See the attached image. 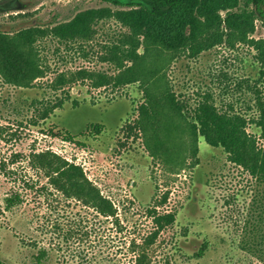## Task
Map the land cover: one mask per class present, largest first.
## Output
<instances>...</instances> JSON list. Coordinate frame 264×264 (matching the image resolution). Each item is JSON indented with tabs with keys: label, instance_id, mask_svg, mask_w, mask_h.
Instances as JSON below:
<instances>
[{
	"label": "rangeland",
	"instance_id": "obj_1",
	"mask_svg": "<svg viewBox=\"0 0 264 264\" xmlns=\"http://www.w3.org/2000/svg\"><path fill=\"white\" fill-rule=\"evenodd\" d=\"M0 3L2 28L9 32L31 26L52 29L90 9L118 8L103 0ZM241 8L252 6L241 1ZM255 23L251 37H264V22ZM127 32L113 17L94 22L87 36L49 31L38 41L46 76L29 88L0 81V259L31 264L37 241L49 249V264H135L143 250L150 264H264L241 246L246 217L251 213L258 217L257 201H264V181L235 163L225 147L208 143L202 135L198 157L187 158L191 166L168 171L161 156L145 147L141 131L136 135L137 128H132L144 102L140 84L95 86L97 77H79L84 70L95 76L118 73L107 57ZM168 73L186 113L192 116L199 103L207 101L220 112L244 116L247 131L264 145L263 129L256 122L261 117L259 101L264 102V77L252 46L222 44L196 55L184 52ZM59 74L66 79L64 85ZM57 102H63L62 107L41 124L40 112ZM52 124L72 132L74 141L50 133ZM92 124L103 127L83 135ZM131 129L134 133L129 135ZM35 150H50L81 165L113 201L117 215H99L51 185L47 196L29 188L21 178L49 184L45 173L30 165ZM14 154H20V160L8 166L16 170L8 175L1 161H10ZM12 190L25 195L24 204L14 211L4 206V197ZM150 208L174 212L176 221L161 230L154 244L145 246L143 238L154 229ZM207 240L206 253L195 256Z\"/></svg>",
	"mask_w": 264,
	"mask_h": 264
},
{
	"label": "trees",
	"instance_id": "obj_2",
	"mask_svg": "<svg viewBox=\"0 0 264 264\" xmlns=\"http://www.w3.org/2000/svg\"><path fill=\"white\" fill-rule=\"evenodd\" d=\"M103 1L118 8L90 9L52 29L31 26L9 32L2 28L0 19V81L16 87L34 86L48 71L38 41L49 31L59 36H87L94 22L113 17L128 28L120 44L111 46V53L107 57L118 67V73H98L95 76L84 70L79 72V77H97L95 86L140 84L144 102L139 106V120L132 128H137L136 135L139 134L138 130L141 131L145 147L152 155L161 156L168 171L179 172L191 166L187 158L190 155L198 157L199 137L202 135L208 143L225 147L235 163L264 181V145L259 146L257 138L247 131V118L220 112L207 101L200 102L190 116L186 113L185 104L177 98L168 73V67L181 53L196 55L217 45L232 47L247 43L256 50L261 76L264 77V37H251L256 30L255 21L259 19L264 22V0ZM241 1L251 5V10L240 9ZM3 9L0 3V11ZM58 81L61 85L66 83L63 74H59ZM62 105L63 102L47 105L40 112L41 124H45L55 109ZM259 108L261 117L256 122L262 127L264 137V102L259 101ZM102 127L92 124L82 134L100 132ZM133 130L129 131V135L134 133ZM48 131L69 141H74L76 137L70 131L59 129L56 124L49 126ZM19 158L20 154H14L10 161H1L2 170L17 163ZM30 165L42 170L49 178V184L39 185V182L21 178L29 188L47 196L51 193V185L66 197L92 206L99 215H117L113 201L90 180L81 165L50 150L32 152ZM5 172L14 175L16 170L7 169ZM166 199L167 195L164 201ZM24 202L25 195L18 190H12L4 197V206L10 211L16 210ZM257 205L258 217L253 213L246 217V237L242 239L241 246L264 261L263 199L257 201ZM149 212L154 229L143 238L145 246L154 244L161 230L176 221L174 212H158L152 208ZM133 243V251H137L136 241ZM33 245L36 251L31 264H49L51 255L47 246L37 241ZM208 247L207 240L195 256L202 257ZM0 264L8 263L0 259ZM135 264H150L145 250L139 253Z\"/></svg>",
	"mask_w": 264,
	"mask_h": 264
},
{
	"label": "flooded vegetation",
	"instance_id": "obj_3",
	"mask_svg": "<svg viewBox=\"0 0 264 264\" xmlns=\"http://www.w3.org/2000/svg\"><path fill=\"white\" fill-rule=\"evenodd\" d=\"M235 9H237V8H235ZM223 12H225V11H223ZM217 46H220V45H217ZM216 47V46H215ZM214 48V47H213ZM209 49H212V48H209ZM209 49H207V50H209Z\"/></svg>",
	"mask_w": 264,
	"mask_h": 264
}]
</instances>
